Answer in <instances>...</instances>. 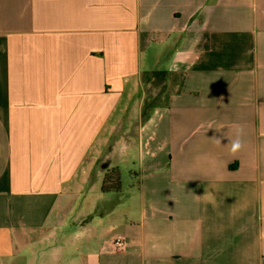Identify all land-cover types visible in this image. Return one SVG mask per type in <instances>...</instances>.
I'll return each mask as SVG.
<instances>
[{
    "label": "crops",
    "instance_id": "crops-1",
    "mask_svg": "<svg viewBox=\"0 0 264 264\" xmlns=\"http://www.w3.org/2000/svg\"><path fill=\"white\" fill-rule=\"evenodd\" d=\"M0 264H264V0H0Z\"/></svg>",
    "mask_w": 264,
    "mask_h": 264
},
{
    "label": "trees",
    "instance_id": "trees-1",
    "mask_svg": "<svg viewBox=\"0 0 264 264\" xmlns=\"http://www.w3.org/2000/svg\"><path fill=\"white\" fill-rule=\"evenodd\" d=\"M121 189V174L118 168L108 170L102 181L101 191L103 193L118 192Z\"/></svg>",
    "mask_w": 264,
    "mask_h": 264
},
{
    "label": "built area",
    "instance_id": "built-area-1",
    "mask_svg": "<svg viewBox=\"0 0 264 264\" xmlns=\"http://www.w3.org/2000/svg\"><path fill=\"white\" fill-rule=\"evenodd\" d=\"M111 246L115 251L121 252V251H124L126 249L127 243H126L125 239L118 238L112 242Z\"/></svg>",
    "mask_w": 264,
    "mask_h": 264
},
{
    "label": "clouds",
    "instance_id": "clouds-1",
    "mask_svg": "<svg viewBox=\"0 0 264 264\" xmlns=\"http://www.w3.org/2000/svg\"><path fill=\"white\" fill-rule=\"evenodd\" d=\"M242 147L241 141L239 139H236L232 142V151L236 152Z\"/></svg>",
    "mask_w": 264,
    "mask_h": 264
}]
</instances>
